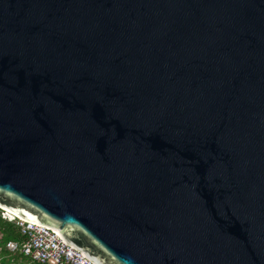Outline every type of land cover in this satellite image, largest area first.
<instances>
[{
    "label": "water",
    "instance_id": "water-1",
    "mask_svg": "<svg viewBox=\"0 0 264 264\" xmlns=\"http://www.w3.org/2000/svg\"><path fill=\"white\" fill-rule=\"evenodd\" d=\"M0 209L94 264H264V0H0Z\"/></svg>",
    "mask_w": 264,
    "mask_h": 264
},
{
    "label": "built area",
    "instance_id": "built-area-1",
    "mask_svg": "<svg viewBox=\"0 0 264 264\" xmlns=\"http://www.w3.org/2000/svg\"><path fill=\"white\" fill-rule=\"evenodd\" d=\"M2 218L15 221L26 236L20 244L10 241L7 248L20 251L30 260L42 264H94L74 246L67 243L52 227L16 218L9 211H2Z\"/></svg>",
    "mask_w": 264,
    "mask_h": 264
},
{
    "label": "trees",
    "instance_id": "trees-1",
    "mask_svg": "<svg viewBox=\"0 0 264 264\" xmlns=\"http://www.w3.org/2000/svg\"><path fill=\"white\" fill-rule=\"evenodd\" d=\"M0 209V264H42L32 261L20 251L12 252L7 248L10 241L22 243L25 235L21 227L15 221H9L2 218Z\"/></svg>",
    "mask_w": 264,
    "mask_h": 264
},
{
    "label": "clouds",
    "instance_id": "clouds-1",
    "mask_svg": "<svg viewBox=\"0 0 264 264\" xmlns=\"http://www.w3.org/2000/svg\"><path fill=\"white\" fill-rule=\"evenodd\" d=\"M2 211H4L3 209H1ZM17 219L20 218V217H16Z\"/></svg>",
    "mask_w": 264,
    "mask_h": 264
},
{
    "label": "bare ground",
    "instance_id": "bare-ground-1",
    "mask_svg": "<svg viewBox=\"0 0 264 264\" xmlns=\"http://www.w3.org/2000/svg\"><path fill=\"white\" fill-rule=\"evenodd\" d=\"M19 217V216H18ZM21 218V217H20ZM22 219V218H21Z\"/></svg>",
    "mask_w": 264,
    "mask_h": 264
}]
</instances>
